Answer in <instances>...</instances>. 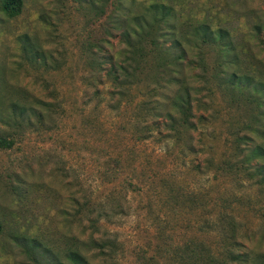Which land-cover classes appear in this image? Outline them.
<instances>
[{
	"label": "rangeland",
	"instance_id": "rangeland-1",
	"mask_svg": "<svg viewBox=\"0 0 264 264\" xmlns=\"http://www.w3.org/2000/svg\"><path fill=\"white\" fill-rule=\"evenodd\" d=\"M3 1V110H11L13 100L31 102L50 91L62 107L55 125L46 124L50 131L37 128L33 115L23 125L12 117L0 119V138L10 142L0 146V264H54L36 248V240L64 259L72 235L87 237L74 213V199L83 201L88 191L108 192L102 171L107 163L115 165L118 155L126 167L122 179H134L138 192L129 193L130 214L107 229L119 236L127 257L151 247L203 241L216 254L234 247L247 264H264V156L254 151L264 149V97L253 92L255 102L240 89L220 90L237 71L231 65L225 81L213 80V95L203 99L210 119L207 129L194 134L195 153L188 152L186 139L138 146L135 109L108 107L111 84L103 76L97 79L93 72L99 68L92 63L123 47L119 34L107 35V24L121 14L120 8L135 2L137 11L164 2L194 22L208 21L213 31L226 28L237 46L229 58L254 75L255 83H264V45L258 46L253 36L255 23L264 25V0H23L15 18L3 12ZM26 39L40 45L37 60L25 54ZM207 50L219 56L216 45ZM239 132L247 135L244 142L237 139ZM156 226L161 232L155 236ZM121 264L135 262L126 258Z\"/></svg>",
	"mask_w": 264,
	"mask_h": 264
},
{
	"label": "trees",
	"instance_id": "trees-1",
	"mask_svg": "<svg viewBox=\"0 0 264 264\" xmlns=\"http://www.w3.org/2000/svg\"><path fill=\"white\" fill-rule=\"evenodd\" d=\"M133 4L135 2L130 7L120 8L121 14L113 17V22L110 18V24H107V35L113 36V32L119 34L123 47L101 57V61L93 59L92 63H97L99 68L93 73L97 79L101 80L103 76L111 84L106 91L109 95L108 107L113 109L131 105L135 109L132 127L138 146L157 140L168 144L169 140L186 139L188 152L193 154L194 134L203 132L209 123V107L203 99L213 95L212 81H225L227 70L231 65H236L237 71L231 74V84L225 88L220 84V90H227L229 94L240 89L246 95L250 93L251 100L255 102L258 98L253 97L252 93L264 97V83H255L254 75L242 71L236 58H229L237 46L226 28L213 31L208 21L194 22L168 3L153 2L137 11L133 9ZM23 7V0H4L2 10L8 17L15 18L22 13ZM253 30L257 45H264V35L261 36L264 25L255 23ZM103 42L108 43V38L105 37ZM214 45L220 50L217 58L209 55L207 50ZM95 47L100 49V44ZM23 50L28 57L36 55V60L42 54L40 45L32 39L25 40ZM3 84L0 73V96L3 94ZM133 91H136L135 95ZM96 93L100 95L99 91ZM196 103L198 109L204 106L203 110L197 109V112H202L201 115L195 112ZM1 105L2 121L12 117L20 125L30 124L29 116L33 115L36 116V127L48 131L55 125V116L62 107L53 91L45 97L36 95L31 102L28 99L13 100L9 105L11 110H3ZM7 110L11 111L9 115ZM247 138L241 132L237 134L241 142ZM0 146H10V142L2 137ZM254 151L257 156H264L262 147ZM114 160L117 161L115 165L107 163L102 171V178L107 179L105 189L108 192L96 195L88 191L83 201L74 199V213L81 217L79 224L87 237L82 239L72 235L63 249L64 259L36 240V248L41 247L54 264H121L126 258H132L135 264L248 263V258L237 253L234 247H228L220 255L203 241L151 247L152 251H139L127 257L124 243L117 234L108 231L107 226L130 214L129 193L138 192V186L132 178L122 179L126 167L122 166L121 155ZM137 167V163L131 165L133 170ZM2 231L0 220V233ZM160 232L161 227L156 226L155 236Z\"/></svg>",
	"mask_w": 264,
	"mask_h": 264
}]
</instances>
